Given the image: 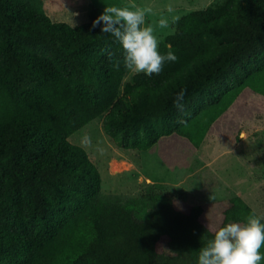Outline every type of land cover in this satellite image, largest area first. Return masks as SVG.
<instances>
[{
    "label": "trees",
    "instance_id": "16d2710c",
    "mask_svg": "<svg viewBox=\"0 0 264 264\" xmlns=\"http://www.w3.org/2000/svg\"><path fill=\"white\" fill-rule=\"evenodd\" d=\"M92 21L73 27L43 0H0V264H196L213 230L203 205L104 193L68 137L103 115L119 147L147 150L171 133L199 147L245 88L264 96V0H231L200 22L205 48L154 84L123 83V51ZM253 210L234 194L217 227Z\"/></svg>",
    "mask_w": 264,
    "mask_h": 264
},
{
    "label": "rangeland",
    "instance_id": "374dc122",
    "mask_svg": "<svg viewBox=\"0 0 264 264\" xmlns=\"http://www.w3.org/2000/svg\"><path fill=\"white\" fill-rule=\"evenodd\" d=\"M231 0H43L44 9L55 21L72 25L94 20L105 6H130L151 9L146 24L155 28L159 51L169 48L177 57L166 61L160 74L151 76L126 71L123 83L154 84L187 62L206 44L197 36L198 24L218 17ZM171 6L173 11H167ZM178 17V19H177ZM166 18L167 28L158 21ZM226 113L211 125L199 147L183 136H161L147 150L119 147L97 116L68 139L84 147L98 168L104 193L122 196L147 191L172 194L178 207H204L203 221L212 229L222 219L228 198L241 196L264 215V96L245 88ZM88 136L91 143H82ZM214 197V198H213Z\"/></svg>",
    "mask_w": 264,
    "mask_h": 264
},
{
    "label": "clouds",
    "instance_id": "9594fccd",
    "mask_svg": "<svg viewBox=\"0 0 264 264\" xmlns=\"http://www.w3.org/2000/svg\"><path fill=\"white\" fill-rule=\"evenodd\" d=\"M172 12L171 6L167 9ZM151 9L130 6H105L103 12L92 21V27L101 25L100 32L114 38L123 51V67L133 74L151 76L160 74L164 63L174 62L177 57L169 50L161 54L155 28L146 24ZM178 19V17H177ZM74 27V25H72ZM169 21L161 18L159 28H167ZM111 59L112 54L109 53ZM120 60L113 67L119 70ZM186 89L175 94L174 106L183 110ZM88 145L91 139L83 137ZM214 198V197H213ZM264 215L251 211L241 222H230L212 230L197 252L196 264H264Z\"/></svg>",
    "mask_w": 264,
    "mask_h": 264
},
{
    "label": "crops",
    "instance_id": "0c3cea01",
    "mask_svg": "<svg viewBox=\"0 0 264 264\" xmlns=\"http://www.w3.org/2000/svg\"><path fill=\"white\" fill-rule=\"evenodd\" d=\"M227 111H229V110H227ZM227 111H226V112H227ZM226 112H225V113H226ZM210 128H211V127H210ZM236 194H237V193H236ZM238 195H241V194H238Z\"/></svg>",
    "mask_w": 264,
    "mask_h": 264
}]
</instances>
